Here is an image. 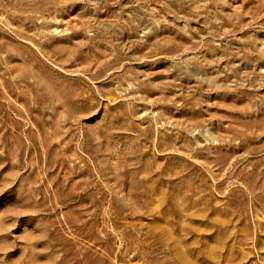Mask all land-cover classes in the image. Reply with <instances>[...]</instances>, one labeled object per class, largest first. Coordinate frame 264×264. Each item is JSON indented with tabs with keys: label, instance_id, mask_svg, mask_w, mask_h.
<instances>
[{
	"label": "rangeland",
	"instance_id": "374dc122",
	"mask_svg": "<svg viewBox=\"0 0 264 264\" xmlns=\"http://www.w3.org/2000/svg\"><path fill=\"white\" fill-rule=\"evenodd\" d=\"M0 264H264V0H0Z\"/></svg>",
	"mask_w": 264,
	"mask_h": 264
}]
</instances>
